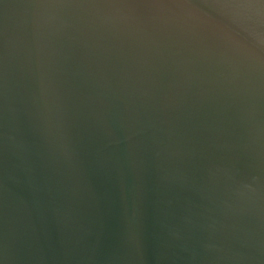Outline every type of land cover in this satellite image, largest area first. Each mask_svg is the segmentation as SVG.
<instances>
[{
    "label": "water",
    "instance_id": "obj_1",
    "mask_svg": "<svg viewBox=\"0 0 264 264\" xmlns=\"http://www.w3.org/2000/svg\"><path fill=\"white\" fill-rule=\"evenodd\" d=\"M0 264H264V0H0Z\"/></svg>",
    "mask_w": 264,
    "mask_h": 264
}]
</instances>
